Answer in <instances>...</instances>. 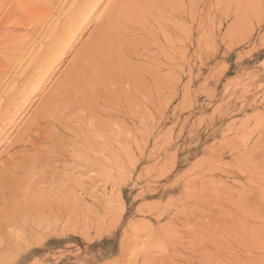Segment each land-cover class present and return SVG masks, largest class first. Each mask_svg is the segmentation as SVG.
Wrapping results in <instances>:
<instances>
[{
	"label": "rangeland",
	"instance_id": "374dc122",
	"mask_svg": "<svg viewBox=\"0 0 264 264\" xmlns=\"http://www.w3.org/2000/svg\"><path fill=\"white\" fill-rule=\"evenodd\" d=\"M0 59V166L84 141L0 264H264V0H0Z\"/></svg>",
	"mask_w": 264,
	"mask_h": 264
},
{
	"label": "bare ground",
	"instance_id": "6f19581e",
	"mask_svg": "<svg viewBox=\"0 0 264 264\" xmlns=\"http://www.w3.org/2000/svg\"><path fill=\"white\" fill-rule=\"evenodd\" d=\"M22 17H15V20L20 22ZM58 100L59 98H55L46 102L42 110L30 120L29 125L18 133L16 148L21 153L10 156L0 166V245L4 246L0 250L1 262V259H5L3 254L10 250L9 246L29 243L30 239L37 238L26 216L35 210L34 204L44 194L52 191L56 185H61L59 182L63 179L62 171L69 161V146L78 149L76 145L84 143L80 135H75L78 133H69V123L57 121L64 118L53 107ZM44 226L40 224L43 231L50 227ZM16 228H20V232H15ZM8 253L7 255L11 254Z\"/></svg>",
	"mask_w": 264,
	"mask_h": 264
}]
</instances>
